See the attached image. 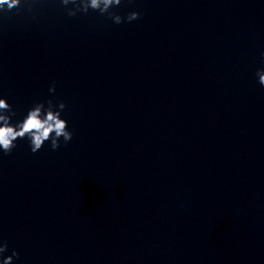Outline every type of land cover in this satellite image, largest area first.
Returning <instances> with one entry per match:
<instances>
[{"label": "clouds", "instance_id": "obj_1", "mask_svg": "<svg viewBox=\"0 0 264 264\" xmlns=\"http://www.w3.org/2000/svg\"><path fill=\"white\" fill-rule=\"evenodd\" d=\"M122 2L131 3L132 0H60L65 7L69 17H76L77 14H88L89 11L98 12L101 16L110 19L114 24L119 25L125 21L131 23L140 18L141 13L131 11L122 16L115 11ZM71 5L72 7H68ZM21 7V0H0V11H17ZM264 57V54H262ZM255 76L258 83L264 87V68L257 69ZM49 92H55V82L49 87ZM66 108L63 101L54 102L37 101L28 109L22 119L15 120L17 112L6 97L0 98V152L4 155L12 153L17 147V140H27L32 153L40 151L46 142L50 143L51 149L56 150L61 146V141L66 145L73 138V131L70 130L68 121L62 118ZM8 251L6 240L0 241V264H13L14 258L19 257L15 250L11 255L4 256Z\"/></svg>", "mask_w": 264, "mask_h": 264}]
</instances>
